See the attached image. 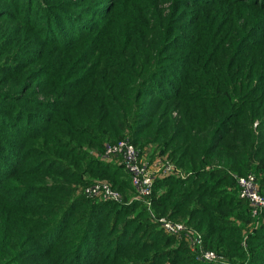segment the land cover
I'll use <instances>...</instances> for the list:
<instances>
[{"label":"rangeland","instance_id":"374dc122","mask_svg":"<svg viewBox=\"0 0 264 264\" xmlns=\"http://www.w3.org/2000/svg\"><path fill=\"white\" fill-rule=\"evenodd\" d=\"M60 1L61 4H67L64 8L69 11H75L73 7H81L87 3L91 5L89 16L93 17V19L91 18L92 20L88 22V27H85L86 33L93 30L95 24L103 16L107 18L97 26L100 34L93 41V46L97 48L92 54L94 57L84 61L81 67L72 66L73 72L70 74L71 77L87 75L83 83L78 89H76L77 86H75L74 82L65 84V92L62 96L63 98L65 97L62 100L64 107L57 113L58 109L49 108L48 105L45 106L43 110L44 116L35 119L32 124H28L27 128L24 129L23 136H21L22 139L26 137L30 138L31 136L40 138L27 144L31 147L29 150L28 148L23 149V144L21 145L19 142L23 150L20 153L18 150L13 151V158L4 162L1 168L4 175L0 179V264H56V262H63L60 261V256L57 258V261H51L50 259H32V254H29L31 250L42 254L51 252V250H44V247L51 243H57L63 232V229H55L45 235L44 239L38 238L37 241L32 242L34 233L37 230L44 229L49 224L54 217V213L57 211L56 209L60 206L58 204L49 207L39 202L41 197L44 196L43 194L56 191V188L53 186L54 184H61L58 186V191L64 194L65 199L66 197H69L68 199L71 197L72 199H82L81 197L84 196L94 202H102L109 207L105 218L90 233V239H85L84 247L80 249L79 255L77 257L71 256L66 261L76 259L77 261L73 264H119V261H125L122 259L124 257H121L122 251H142L146 247L158 245L157 254L159 256L157 261H161L160 264H162L164 258L160 255V252L182 242L187 245L196 262L207 264H230L231 262V264H238L242 261V258L240 260L238 258L231 260L230 257L228 258L223 253L205 248L201 233L189 225L185 221V218L179 216L176 217V220L168 217V214L157 215L151 208V195L144 197L132 183V177L125 169L122 155L118 152L107 154L106 149L102 150V146L92 135H95V128L97 127L99 129L102 128V133L104 132V134L110 133L112 129L110 118L114 114L119 113L120 105L126 104L129 96H133L137 83L144 76L148 66L153 63L152 57L155 52H158V57L162 63L167 62L172 56L178 54V52H174L172 42L169 41L172 33L179 35V39L176 41L179 42L183 39V36L199 32V38L191 44L192 48L188 47L181 52L182 54L186 53L183 56L185 59H178L177 66L175 67H180V70L172 71V74L177 75L179 79L181 77L179 85H183L186 82L188 85L187 90L184 89L186 92L190 91L192 92L191 94H195L197 90L204 89L208 94L207 98H203L204 104L220 103L223 105L224 110H229L232 107L234 110L230 109L233 112L231 113L232 115H237L245 109H251L256 112V115L261 116L263 114L264 116V40H255L256 37L264 36V0H248L249 3L261 5L257 9L244 4L241 6L231 4L237 0H194L197 2L191 4L179 3L181 14L173 21L171 30L168 27L167 19L164 17L170 5V1L168 0H39L36 7L52 3L51 7L54 9ZM0 6L5 7L2 3H0ZM85 10H88V7ZM221 13L222 15L219 17ZM246 17H249V19H246ZM244 18L245 21H243ZM256 18H260V20L256 22V25L248 34L249 36H255L249 40H240V44H235L237 40L246 37L245 28H248L251 25V21L253 22ZM218 19H221L219 24ZM164 21V28L166 30L163 31L161 36L160 27ZM25 23L24 21H21V23L16 22L14 24L17 27L16 35L10 39L6 38L8 46L19 47V50L22 51V54L16 58H19L23 63L27 61L31 63L33 61L32 67H37L41 64L42 56L37 57V55L39 51L43 50L45 44H49L48 46L51 48L50 56L54 60L57 59L58 55L55 53L58 50L63 54L68 47L65 41H60L59 43L61 44L53 46L54 43H58L57 40L48 41L47 39L51 38L44 36V30L42 29L38 32V30L33 28V25L26 30ZM124 25L129 27V38L125 42L122 41L119 33V29ZM40 27L43 28L42 26ZM21 31L27 36L29 33H32L29 36L32 37L31 40L26 43L29 37L20 38ZM158 37H161V41L157 40ZM238 37L239 39H237ZM2 38L0 36V40ZM134 41L138 43L137 49L132 46ZM186 42L189 41L187 40ZM142 44L144 48H142ZM26 47L34 49L36 53L34 55L29 54L28 50H24ZM139 48L140 50H138ZM69 59L71 61V58ZM154 59L156 61V58ZM6 61L8 60L4 62L0 59V73L12 70L10 69V64L6 65L10 62ZM185 61L188 64H185ZM66 65L61 64L58 73L61 70L63 73H66L65 71L68 69ZM175 68L172 67V69ZM117 73V81H120L122 85L117 84L114 78L111 77ZM62 81L60 87H63L65 80ZM105 83L106 86H104ZM10 84L11 82L2 83L0 85L1 89L8 90ZM119 86H122V88ZM224 86L227 87V92L233 93L232 100L233 102L235 101L234 104H231L229 100L224 99L222 94H220L225 93ZM35 87L39 88L37 90L39 92L41 86L37 85ZM60 87L56 86L55 89L59 90ZM196 87L200 89H195ZM44 89L47 88L42 85V96L39 94V100H51L49 104H52L54 97L48 96L50 91H48L49 93H45L43 92ZM139 92L140 90L137 92V100L140 102L143 98L142 106L146 108L147 105H145L146 101L144 99H147L151 92L145 98ZM215 95L222 98L218 100V97H214ZM79 97L80 99H78ZM196 97L198 96L192 98ZM101 103L102 106L99 108L100 114L97 117L101 118L102 123H97L93 120V115L97 113L96 107ZM190 104L191 100L182 101L179 104L170 106L162 104L156 109L151 119L156 120V124L165 123V127L177 129L179 135L182 131L191 133L195 129L196 124L192 118L193 108ZM15 105L18 108L22 106L20 102ZM24 105H27L25 106L26 111L37 109L30 105V102H24ZM73 105H78L77 110L72 109ZM217 105L219 106V104ZM4 106L0 105V134L3 131H7L8 115L12 111V109L6 110ZM73 117H77V119ZM229 123L232 122L229 121ZM160 124L159 126H155L154 130L157 129L165 134L166 130L161 129ZM261 125L262 122L259 120L252 124L254 134L259 131ZM66 130H69L71 133L73 132L71 137H63L66 136L63 134ZM60 132L62 134H58ZM122 132H119L120 138L121 135H125L126 139H130L125 130ZM51 135H55V138H51ZM61 135L62 140L59 141V137L57 136L61 138ZM124 137H122V140H126ZM36 143H40V145L35 146ZM42 149L47 150L51 157H44V155H41V152H39L40 158L36 157L37 151H42ZM137 151L141 160L140 166L144 167L145 171L151 173L155 180L168 177L185 179L184 177L188 175L187 172L181 171L166 154H161L152 144H146L144 149H137ZM69 155H73L75 158L79 157L84 164V160H86L99 170L103 168L104 171H108L107 173L119 176V179H122V181H126L125 178L128 179V177H124V174L128 175L132 190L119 191L112 188L111 180L107 177L98 176V174L84 173L82 176L84 177L83 182L87 181L88 183H81L77 179L76 174L70 175L65 172V169L69 168L67 166L71 165ZM34 161L36 163H33ZM56 161L60 162L56 163ZM34 167H37L39 172L32 171ZM15 169L16 171L12 172ZM56 170H59L61 175L57 176ZM12 175L14 176L13 178H11ZM233 175L237 181L242 178L252 177L259 191L253 174L241 177L232 173ZM9 178H11L9 180L10 184H7ZM94 182L110 185L119 196L113 198L104 194H88L84 185H92ZM35 187H42L41 189L47 191L42 192ZM240 193L241 188L239 187V197H241ZM54 194L51 196L55 197L53 196ZM23 196L27 197L24 206L3 203L6 198L14 201ZM134 202H142L146 206L145 210H147L149 218L147 219L149 226L140 237L135 229V224L133 225V222L127 219H122V221L125 220L123 222L125 226L124 230H121V227L115 232L114 228L120 216L126 215V212L122 211L121 203H124L123 205H133L135 204ZM247 205L245 210L250 215L251 221L249 220L250 222H247V225L245 224L241 230L240 246L242 248L245 247L248 241V235L255 233L264 222L261 212L255 214L250 203ZM114 212L119 214L114 218L110 226ZM132 217L137 218L138 216L132 214ZM163 219L185 225L187 232L181 233L180 231L167 230L162 225ZM238 223L240 221L236 220V224ZM151 229L153 230L150 231ZM154 232L155 235H152ZM15 235L22 239L21 251L19 253L17 250L20 246H17L16 250H13L15 245L11 239L14 240ZM162 238H171L173 244L162 247L161 245H165V243L160 244ZM145 242H148L147 246L142 247ZM43 251L45 252L43 253ZM206 251L214 252L215 257L210 260L205 259L203 253ZM256 252L255 256L262 258H260L261 261L253 262L255 264H264V249L259 248ZM13 253H15V258H23L12 259ZM90 257H93L92 261H87L86 258ZM193 264L196 263L194 262Z\"/></svg>","mask_w":264,"mask_h":264},{"label":"trees","instance_id":"16d2710c","mask_svg":"<svg viewBox=\"0 0 264 264\" xmlns=\"http://www.w3.org/2000/svg\"><path fill=\"white\" fill-rule=\"evenodd\" d=\"M168 1H170L168 15L166 14L164 17L167 19L168 27L171 30L173 21L181 14L179 3L191 4L197 1ZM38 2L39 0H0V3L5 5L4 8L0 6V36L3 37L0 40V53L2 52L0 59L4 62L8 60L6 62L10 63L6 65L10 64V69H12L10 72L0 73V85L4 82H11L8 90H3L0 86V105H5L6 110L12 109L8 115L9 119L6 124L7 131H3L0 134V179L4 175L1 168L4 162L13 158L12 152L18 150L20 153L24 148H28L29 150L31 147L27 144L40 138L31 136L30 138L26 137L22 139L21 136H23L24 129L27 128L26 126L32 124L35 119L44 116L43 110L45 106L48 105L49 108L53 107L54 109H58L57 113L64 107L62 100L65 97L63 98L62 96L65 92L66 83L74 82L75 86H77L76 89L83 83L87 75L71 77L70 74L73 72L72 66L81 67L84 61L94 57L92 54L97 48L93 46V41L100 34L97 26L107 18L103 16L95 24L93 30L86 33L87 30L84 29L88 27V22L93 19V17L89 16V9L91 7L89 3L81 7H73L75 11H69L64 8L67 4H61V1L56 4L54 9L51 7L52 3L46 6L36 7ZM231 4L235 6L244 4L253 9L261 7L258 3H249L248 0H237ZM86 7H88V10H85ZM221 15L222 13L219 14V17ZM260 18H256L253 22L250 20L251 25L245 28V30L243 29L246 32V37L241 39L238 37L237 39L239 40L235 44H240V40H249L255 36H249L248 34ZM246 19H249V17H246ZM21 21L26 22V30L32 27V25L38 32L43 29L44 36L51 38L47 39L48 41L57 40L58 43H54L53 46H58L61 44L59 43L60 41H65L68 47L63 54L58 50L55 53L58 55L56 57L57 59L54 60L50 56L51 48L48 46L49 44H45L43 50L41 52L39 51L37 55V57L42 56L41 64L37 67H32L33 61L31 63L30 61L23 63L19 58H16L22 54L19 47L14 48L12 45H9V47L6 43V38L10 39L16 35L17 27L14 24L16 22L21 23ZM165 21L160 27L161 36L163 31L166 30L164 28ZM220 21L221 19H218V24ZM243 21H245V18ZM128 28L127 25H124L119 29L123 42L129 38ZM30 34L32 33H29L27 36L21 31L20 38L24 39L29 37ZM178 36L172 33L171 39L169 40L172 42L174 52H178V54L172 56L167 62L162 63L158 57V52H155L152 57L153 63L148 66L144 76L137 83L133 96H129L126 104L120 105L119 113L114 114L110 118V125L112 127L110 133L104 134V132L102 133V128L99 129L97 127L95 128V135H92V137L102 146L101 149L105 150L107 145L111 146L121 141L125 135H121L120 138L119 132L125 130V133L130 136V139H126L125 137L124 139L133 144L135 148L141 150L144 149L146 144H152L161 154H166L181 171L187 172L188 175L184 177L185 179L168 177L155 180L150 196L151 208L157 215L168 214V217L176 220V217L179 216L185 218V221L189 225L201 233L205 248L223 253L228 258L230 257L231 260H235V258L240 260L242 258V261L239 262L240 264H255L253 261H261L260 258H262L255 256L257 254L256 251L259 248L264 249V222L255 233L248 235V241L245 247L242 248L240 246L241 230L247 222L249 223L251 221V217L245 210L249 202L239 197V185L234 175L232 176V173L239 177L253 174L258 184L259 192L264 196V116L263 114L261 116L256 115V112L251 109H245L237 115H232L231 113L233 112L230 110L232 107L229 110H224L223 105L220 103L204 104L203 98H207L208 96L204 89L197 90L195 94H191L192 92L190 91L186 92L184 89L187 90L188 85L186 82L183 85H179L178 83L181 82V77L179 79L177 75L172 74V71L180 70V67H175L177 66L178 59H185L183 56L186 53L182 54L181 52L188 47L192 48L191 44L199 38V32L189 33L183 36V39L179 42H176L179 39ZM31 38L29 37L26 43ZM157 40L161 41V37H158ZM187 40L189 42H186ZM255 40H264V36L256 37ZM143 44L141 45L142 48H144ZM132 46L137 49L138 43L134 41ZM24 50H28L29 54L32 55L36 53L34 49H29V47H26ZM72 57L74 58L72 59ZM69 58H71V61ZM154 58H156V61ZM61 64H67L66 67L68 69L65 71L66 73H63L62 70L58 73ZM185 64H188V62L185 61ZM172 67L175 69H172ZM117 75L118 73L111 77L114 78L117 84L122 85L120 81H117ZM62 80L65 81L63 87H60V84L63 82ZM37 85L41 86L39 92L37 91L39 88L35 87ZM42 85L47 88L43 92L49 93L48 91H50L48 96L54 97L52 104H49L51 100H39V94L42 96ZM56 86H59L60 89L56 90ZM104 86H106V83ZM119 87L122 88V86ZM198 88L196 87L195 89ZM224 88L226 90L225 93L220 94H222L224 99L234 104L235 101L233 102L232 100L233 93L227 92L226 86ZM138 90H140L139 94L144 95V98L151 92L149 97L144 99L146 101L145 105H147L146 108L142 106L143 98L140 102L137 100ZM195 96L198 97L192 98ZM157 97L158 99H156ZM214 97L218 96L215 95ZM222 97L219 96L218 100ZM189 100H191L190 106L193 108L192 118L196 124L195 129L191 133L182 131L179 135L177 129H169V127H165V123L156 124V120L151 119L160 105L170 106ZM18 102L22 104L20 108L15 105ZM24 102H30V105L37 109L26 111L25 106L27 105H24ZM101 106L102 103L97 105V113L93 115V120L97 123H102L101 118L97 117L100 114L99 108ZM77 108L78 105H73L72 107L75 110ZM73 118L77 119V117ZM257 120L261 121L262 125L259 131L254 134L252 124ZM229 121L232 123H229ZM159 124L161 129L166 130L165 134L157 129L154 130L155 126H159ZM72 133L66 130L63 133L66 136L63 137H71ZM58 134L62 133L60 132ZM51 136V138H55V135ZM57 137H59V141L62 140V135L61 138L60 136ZM19 142L21 145L23 144V149L20 147ZM104 142L106 143L103 145ZM38 145L40 143L35 144V146ZM37 152L36 157L40 158L39 152L44 157H51L45 149ZM69 158L71 165L67 166L69 168L65 169V172L70 175L76 174L77 179L81 183L84 181V177H82L84 173H90L92 175L98 174V176L107 177L111 180L112 188L119 191L132 190L128 175L126 176L124 174V177H128V179L125 178L126 181H122V179H119V176L109 174L103 168L99 170L86 160H84V164L79 157L75 158L73 155H69ZM59 162L56 161V163ZM33 163H36V161ZM16 169L12 172L16 171ZM32 171L39 172V169L34 167ZM55 173L57 176L60 174L59 170H56ZM101 173L104 174L99 175ZM13 177L12 175L11 178ZM11 178L7 180V184H10L9 180ZM83 183L87 184L88 182ZM59 185L61 184H54L53 186L56 188V191L43 194L45 198L41 197L39 200L40 203H44L49 207L60 204V208L58 207L56 209L57 211L54 213V217L44 229L37 230L34 233L32 242L37 241L38 238L44 239L45 235L55 229H63L60 239L57 243H51L44 247V250H51V252L43 251L45 254H42L31 250L29 254H32V259H50L51 261H57V258L60 256V261L63 262H56V264H73L77 260L72 259V261H66L67 258L71 256L77 257L79 255L80 249L84 247L85 239H90V233L105 218L109 207L102 202H94L84 196L81 197L82 199H72V197L70 199L66 197L65 199L64 194L58 191ZM89 185L91 184L84 185V187H88ZM35 188L42 192L47 191L41 189L42 187ZM52 194L55 197H52ZM26 200L27 197L25 196L14 201L6 198L3 203L24 206ZM134 203L133 205H123L124 203H121L122 211L126 212V215L120 216L114 225L115 232L121 227V230L125 229L123 225L125 220L122 221L123 218L132 221L133 225L135 224V229L139 237L148 228L149 223L147 219L149 218L147 210H145L146 206L142 202L143 205L139 202ZM118 214L117 212L113 213L110 226ZM132 214L138 217H132ZM261 214L264 217V209L261 211ZM236 220H239L240 223L236 224ZM152 235H155V232ZM171 238H162L160 244L165 243V245L161 246L166 247L172 245L173 240ZM11 241L15 245L13 250H16L17 246H20L17 250L19 253L21 251L22 239L15 235L14 240L11 239ZM147 244L148 242H145L142 247L147 246ZM157 250L158 245H153L146 247L145 250L142 249V251H122L121 257L123 256L124 258L122 259L125 261L121 260L119 264H160L161 261H157L159 256ZM15 253H13L12 259L17 260L23 258H15ZM160 255L164 258L162 264H193L194 262L196 264H207L196 262L188 250L187 245L182 242L174 247L163 250L160 252ZM92 259L93 257L86 258L87 261H92Z\"/></svg>","mask_w":264,"mask_h":264},{"label":"built area","instance_id":"2783aa9c","mask_svg":"<svg viewBox=\"0 0 264 264\" xmlns=\"http://www.w3.org/2000/svg\"><path fill=\"white\" fill-rule=\"evenodd\" d=\"M113 152H118L122 155L125 169L131 175L132 183L138 192L144 197H149L155 178L151 173L145 171L144 167L140 166L141 160L139 159L137 149L128 140H121L114 145H108L106 147L107 154H113ZM237 183L241 188L240 196L250 203L254 213L261 212V210L264 209V197L259 194L254 179L252 177H246L238 180ZM85 190L88 194L92 195L104 194L113 198L119 196V194L113 191L110 185L102 182H94L92 185L86 187ZM162 225L167 230H172L174 232H187V227L185 225L174 223L171 220L163 219ZM203 257L210 260L215 257V254L212 251H206L203 253Z\"/></svg>","mask_w":264,"mask_h":264}]
</instances>
